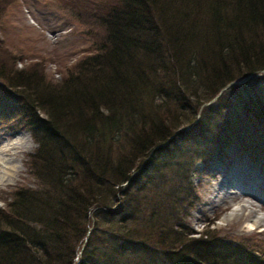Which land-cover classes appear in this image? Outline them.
<instances>
[{
    "label": "trees",
    "instance_id": "16d2710c",
    "mask_svg": "<svg viewBox=\"0 0 264 264\" xmlns=\"http://www.w3.org/2000/svg\"><path fill=\"white\" fill-rule=\"evenodd\" d=\"M91 3L100 9L102 34L57 86L37 75L38 63L32 70L0 63V85L18 97L17 110L36 141L29 154L36 185L16 187L15 199L0 209V264H264V253L244 242L234 245L209 232L181 238L179 229L180 209L196 200L190 148L197 159L213 152L227 156L229 146L262 150L264 157V0ZM1 51L9 50L0 40ZM177 70L178 80L167 78ZM254 72L261 76L252 88H241L243 81L221 91ZM197 76L209 79L205 92H197ZM187 93L198 98L193 105ZM236 95H244L240 110L229 107ZM158 96L174 100V113L186 112L156 119L151 99ZM250 123L254 130L231 134L230 127ZM190 139L198 143L174 150ZM120 141L131 144V158L116 153ZM160 150L174 153V164H181V190L173 189L166 200L158 191L157 205L147 210L139 205L150 199L146 168L160 173Z\"/></svg>",
    "mask_w": 264,
    "mask_h": 264
},
{
    "label": "rangeland",
    "instance_id": "374dc122",
    "mask_svg": "<svg viewBox=\"0 0 264 264\" xmlns=\"http://www.w3.org/2000/svg\"><path fill=\"white\" fill-rule=\"evenodd\" d=\"M0 4L3 5V10H0V40L9 50L7 54L6 51L0 52V63L11 69L27 68L31 70L32 63H38L39 67H35L37 75L45 79V84L49 82L47 84L49 87L61 83L63 77L69 73L77 61L91 54L94 48L93 42L99 39L102 34V27L97 21L101 17V15H97L100 9L95 8L91 0H1ZM171 67L177 69L175 65ZM184 73L187 75L186 71ZM179 76L180 71L177 70L175 73H168L167 78L178 80ZM260 76L259 73L254 72L237 79L236 83L243 85L244 81L247 84L241 88H252V84L258 81L256 77ZM195 80L198 81L197 92H205L209 79L202 81L197 76ZM7 91L0 85V148L9 143L15 144L18 138L22 139L21 143L12 145L7 151L0 154L19 166L9 179L0 182V209L7 208L10 202L15 199L16 187L28 188L36 185L35 177L30 169L29 157L36 147V141L33 139L28 123L25 122L27 117L24 119L21 115L22 112L17 110L20 107L18 97L13 99ZM35 91L38 92V90ZM7 96L10 98L6 101ZM187 96L192 105L193 101L198 99L193 98L190 93H187ZM152 100L151 104L157 112L156 119H162L161 114L174 116L179 113V116H182L186 112L174 113L176 110L174 100L169 99L170 101H168L160 96L156 99L152 98ZM241 100H244V95L242 98L237 95L231 97L229 107L235 110L234 106H238L236 109L240 110L242 106L237 101L241 102ZM13 102L15 109L11 107ZM164 102L165 105H163ZM234 102L237 103L233 104ZM202 105L203 103L199 108L202 109ZM169 108L172 112L167 110ZM262 110L264 111V108ZM36 112L39 115H45L43 111ZM200 112L202 113V110ZM186 116L189 118L191 113L187 112ZM17 118L19 119L17 120ZM189 125L177 129L178 134H185L186 130L191 128ZM254 125L250 123V126L246 125L247 127L237 129L232 126L230 132L232 135H235L240 129L241 132H248L249 129H255ZM220 129H222L221 126ZM261 134L263 136L259 143L260 147L264 145V132ZM216 138L218 137H213V139ZM120 142H123L121 143L122 150L116 153H124L125 157L131 158L134 155L131 144L128 146V141ZM124 143L127 145L124 146ZM195 143L198 142L192 139L180 141V143L174 144V150L183 151ZM227 150H230L229 155L224 157L211 150L214 155L207 154L205 159L201 156L197 159V157H193L191 148L189 149L188 157L190 159L188 160L190 162L193 160L192 166L194 165V171L191 172L189 179L192 181L196 200L189 206L186 205L185 209H180L184 215L183 225L179 228L183 232L180 237L194 240L204 238L207 232L210 235L215 233L218 236H224V239L234 245H242L244 242L255 252L264 253V224L262 220L254 222L256 215H264V157L262 150L249 153L243 149L241 152V150H231L230 146ZM173 154L160 150L161 159L159 161L162 162L157 164L160 167V173L155 172L156 168L154 170L151 167L146 168V171L150 172L145 173V177L149 179L146 178L148 183L144 191L150 199H141L139 202L141 207L148 210L150 207L156 206L158 191H162L161 197L165 194L163 197L166 200L173 189L181 190L182 181L180 183L176 181L179 180L178 176L182 173L180 169L182 166L180 163L174 164L177 159L172 160ZM248 172H253L251 177L254 176V179L250 178L252 194L244 192L237 186L239 175L244 176ZM230 174L236 175L233 182L229 180ZM158 182L161 183L160 189H157L158 186H156ZM168 201L173 203L171 199ZM170 218H172V222H177L178 212L177 216L172 214ZM160 221L162 222L161 219Z\"/></svg>",
    "mask_w": 264,
    "mask_h": 264
},
{
    "label": "bare ground",
    "instance_id": "6f19581e",
    "mask_svg": "<svg viewBox=\"0 0 264 264\" xmlns=\"http://www.w3.org/2000/svg\"><path fill=\"white\" fill-rule=\"evenodd\" d=\"M21 139L22 138H18L17 141L15 142V144L18 145L19 143H21ZM15 144L9 143L8 145L2 146L0 148V154L7 151L12 145H15ZM0 165H1L0 182L5 181L6 179H9V177H11L19 167L17 164H15L13 161H11V159L3 157L2 155H0ZM235 178H236V175H233V174L229 175L230 182H233V180H235ZM236 213H237V211H236ZM259 220H262L263 224H264V215H256L254 222H257Z\"/></svg>",
    "mask_w": 264,
    "mask_h": 264
},
{
    "label": "water",
    "instance_id": "95a60500",
    "mask_svg": "<svg viewBox=\"0 0 264 264\" xmlns=\"http://www.w3.org/2000/svg\"><path fill=\"white\" fill-rule=\"evenodd\" d=\"M236 82H238V81H236V80H232V81H230V82L227 83L225 86H223V87L221 88V90L224 89L225 87H227L229 84L236 83ZM214 98H215V96H214Z\"/></svg>",
    "mask_w": 264,
    "mask_h": 264
}]
</instances>
